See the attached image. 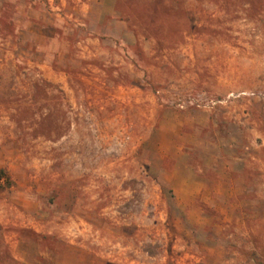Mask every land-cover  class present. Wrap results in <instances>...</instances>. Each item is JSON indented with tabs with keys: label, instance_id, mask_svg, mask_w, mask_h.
I'll use <instances>...</instances> for the list:
<instances>
[{
	"label": "rangeland",
	"instance_id": "rangeland-1",
	"mask_svg": "<svg viewBox=\"0 0 264 264\" xmlns=\"http://www.w3.org/2000/svg\"><path fill=\"white\" fill-rule=\"evenodd\" d=\"M0 264H264V0H0Z\"/></svg>",
	"mask_w": 264,
	"mask_h": 264
}]
</instances>
